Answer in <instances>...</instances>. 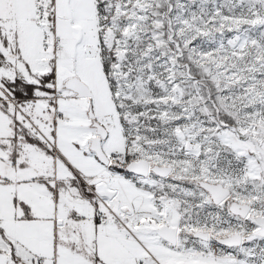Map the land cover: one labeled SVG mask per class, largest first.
I'll list each match as a JSON object with an SVG mask.
<instances>
[{
	"label": "snow or ice",
	"instance_id": "6c2138e0",
	"mask_svg": "<svg viewBox=\"0 0 264 264\" xmlns=\"http://www.w3.org/2000/svg\"><path fill=\"white\" fill-rule=\"evenodd\" d=\"M0 264H264V0H0Z\"/></svg>",
	"mask_w": 264,
	"mask_h": 264
}]
</instances>
